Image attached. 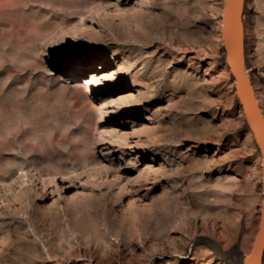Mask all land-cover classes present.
<instances>
[{
    "label": "rangeland",
    "instance_id": "1",
    "mask_svg": "<svg viewBox=\"0 0 264 264\" xmlns=\"http://www.w3.org/2000/svg\"><path fill=\"white\" fill-rule=\"evenodd\" d=\"M226 0H0V264H244L263 156ZM264 114V0H246Z\"/></svg>",
    "mask_w": 264,
    "mask_h": 264
},
{
    "label": "water",
    "instance_id": "2",
    "mask_svg": "<svg viewBox=\"0 0 264 264\" xmlns=\"http://www.w3.org/2000/svg\"><path fill=\"white\" fill-rule=\"evenodd\" d=\"M246 0H226L223 14V41L227 62L236 80V91L248 123L263 156L264 179V114L256 96L252 80L246 73L245 14ZM244 264H264V202L259 233L254 248Z\"/></svg>",
    "mask_w": 264,
    "mask_h": 264
},
{
    "label": "bare ground",
    "instance_id": "3",
    "mask_svg": "<svg viewBox=\"0 0 264 264\" xmlns=\"http://www.w3.org/2000/svg\"><path fill=\"white\" fill-rule=\"evenodd\" d=\"M247 73V72H246ZM247 75H248V73H247ZM260 104V103H259Z\"/></svg>",
    "mask_w": 264,
    "mask_h": 264
}]
</instances>
